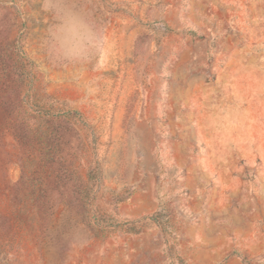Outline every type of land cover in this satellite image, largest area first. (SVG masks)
<instances>
[{"label":"rangeland","instance_id":"1","mask_svg":"<svg viewBox=\"0 0 264 264\" xmlns=\"http://www.w3.org/2000/svg\"><path fill=\"white\" fill-rule=\"evenodd\" d=\"M0 264H264V0H0Z\"/></svg>","mask_w":264,"mask_h":264},{"label":"clouds","instance_id":"2","mask_svg":"<svg viewBox=\"0 0 264 264\" xmlns=\"http://www.w3.org/2000/svg\"><path fill=\"white\" fill-rule=\"evenodd\" d=\"M60 23L50 30V44L55 58L66 64L86 61L98 39L94 25L79 11L67 8L59 15Z\"/></svg>","mask_w":264,"mask_h":264},{"label":"trees","instance_id":"3","mask_svg":"<svg viewBox=\"0 0 264 264\" xmlns=\"http://www.w3.org/2000/svg\"><path fill=\"white\" fill-rule=\"evenodd\" d=\"M71 114H72V113H71ZM73 115H74V116H78V114H77V113H73Z\"/></svg>","mask_w":264,"mask_h":264}]
</instances>
